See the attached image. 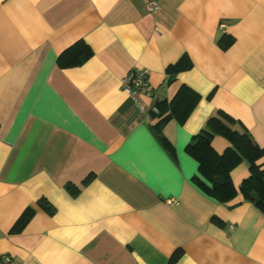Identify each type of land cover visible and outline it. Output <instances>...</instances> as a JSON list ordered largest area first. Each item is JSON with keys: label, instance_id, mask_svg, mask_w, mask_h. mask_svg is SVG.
I'll list each match as a JSON object with an SVG mask.
<instances>
[{"label": "crops", "instance_id": "0c3cea01", "mask_svg": "<svg viewBox=\"0 0 264 264\" xmlns=\"http://www.w3.org/2000/svg\"><path fill=\"white\" fill-rule=\"evenodd\" d=\"M143 3L0 0V264H264V211L239 190L248 162L219 202L186 151L219 111L264 147V0ZM77 40L92 54L60 68ZM134 67L148 69L163 113H141L120 87ZM183 85L198 97L184 118ZM138 98L147 110L156 100ZM211 146L231 145L217 134Z\"/></svg>", "mask_w": 264, "mask_h": 264}, {"label": "trees", "instance_id": "16d2710c", "mask_svg": "<svg viewBox=\"0 0 264 264\" xmlns=\"http://www.w3.org/2000/svg\"><path fill=\"white\" fill-rule=\"evenodd\" d=\"M231 42L232 38L225 34L218 40V44L223 49H226ZM91 54L92 50L90 47L83 40H77L63 49L56 59V64L60 68L74 66L85 61ZM185 60L186 58L183 57L178 64L168 68L169 78L174 75L176 70L188 65ZM192 95L196 96L194 91L183 85L175 96L177 99H175L173 104L182 105L185 108L182 112V118L187 115L195 99H198L197 96L193 98ZM183 98H186V100L183 101ZM153 104L156 105L158 112H151L150 115L152 116L163 113L168 107L165 101H158V98ZM167 119V116L162 117L158 123ZM233 122V119L231 120L224 112L219 111L216 115L207 119L205 127L197 132L186 145V151L198 161V172L201 177H196L193 180L209 197L211 196L219 202L229 201L236 195V189L231 182L230 170L236 163L246 160L248 162L249 175L241 182L239 190L246 199L252 201L256 207L264 211V169H262L260 162L258 163L259 159L264 155V147L256 144L249 132H240L233 128ZM217 134L223 135L231 145L221 154L216 153L211 146V140ZM159 136L162 138L161 134ZM162 140L164 139L162 138ZM65 187L67 191L77 192V186L73 184H67ZM37 205L49 214L54 211L53 205L46 198L38 199ZM32 215V208L28 207L25 209L11 230L19 231L30 220Z\"/></svg>", "mask_w": 264, "mask_h": 264}, {"label": "built area", "instance_id": "2783aa9c", "mask_svg": "<svg viewBox=\"0 0 264 264\" xmlns=\"http://www.w3.org/2000/svg\"><path fill=\"white\" fill-rule=\"evenodd\" d=\"M160 0H144L143 9L150 12L157 9ZM224 25L222 24L221 27ZM148 69L145 67H134L127 71L126 75L120 80V87L125 91L131 99H133L135 108L144 114V112H158L155 104H152L147 110L146 106L138 98L140 95H145L152 100L156 99V92L150 86H148ZM170 204L177 203L174 198L169 199ZM231 228V226H230Z\"/></svg>", "mask_w": 264, "mask_h": 264}]
</instances>
